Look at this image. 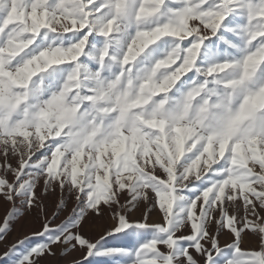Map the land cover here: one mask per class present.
I'll return each mask as SVG.
<instances>
[{
    "label": "rangeland",
    "instance_id": "obj_1",
    "mask_svg": "<svg viewBox=\"0 0 264 264\" xmlns=\"http://www.w3.org/2000/svg\"><path fill=\"white\" fill-rule=\"evenodd\" d=\"M0 264H264V0H0Z\"/></svg>",
    "mask_w": 264,
    "mask_h": 264
},
{
    "label": "bare ground",
    "instance_id": "obj_2",
    "mask_svg": "<svg viewBox=\"0 0 264 264\" xmlns=\"http://www.w3.org/2000/svg\"><path fill=\"white\" fill-rule=\"evenodd\" d=\"M16 212H18V211H16ZM11 213V212H10ZM13 213V212H12ZM20 213V212H19Z\"/></svg>",
    "mask_w": 264,
    "mask_h": 264
}]
</instances>
